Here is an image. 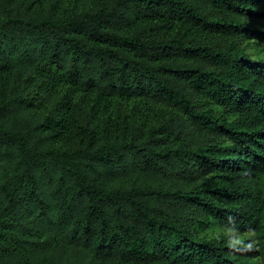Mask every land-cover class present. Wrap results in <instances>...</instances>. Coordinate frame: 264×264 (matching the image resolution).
Returning <instances> with one entry per match:
<instances>
[{"label": "trees", "instance_id": "16d2710c", "mask_svg": "<svg viewBox=\"0 0 264 264\" xmlns=\"http://www.w3.org/2000/svg\"><path fill=\"white\" fill-rule=\"evenodd\" d=\"M254 47L264 0H0V264H264Z\"/></svg>", "mask_w": 264, "mask_h": 264}, {"label": "rangeland", "instance_id": "374dc122", "mask_svg": "<svg viewBox=\"0 0 264 264\" xmlns=\"http://www.w3.org/2000/svg\"><path fill=\"white\" fill-rule=\"evenodd\" d=\"M249 54L253 55L255 58H263L264 57V48H262V49H258L256 47L250 48ZM213 229L215 231V232H213V234H215L216 231H218V227L214 226ZM208 235H211V233H208Z\"/></svg>", "mask_w": 264, "mask_h": 264}]
</instances>
